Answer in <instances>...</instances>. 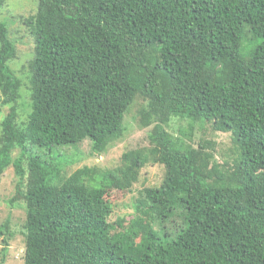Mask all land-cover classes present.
Wrapping results in <instances>:
<instances>
[{
  "label": "trees",
  "instance_id": "trees-1",
  "mask_svg": "<svg viewBox=\"0 0 264 264\" xmlns=\"http://www.w3.org/2000/svg\"><path fill=\"white\" fill-rule=\"evenodd\" d=\"M21 18L33 50L17 70L0 16V177L12 167L8 202L25 208L22 264H264V0H37ZM138 98L147 143L67 173L61 147L88 139L105 154ZM206 124L230 134L235 171L217 166L215 141L192 143ZM155 164L159 184L126 225L110 222L106 192ZM14 233L7 217L0 264Z\"/></svg>",
  "mask_w": 264,
  "mask_h": 264
},
{
  "label": "rangeland",
  "instance_id": "rangeland-1",
  "mask_svg": "<svg viewBox=\"0 0 264 264\" xmlns=\"http://www.w3.org/2000/svg\"><path fill=\"white\" fill-rule=\"evenodd\" d=\"M37 0H11L7 3L6 7H3L0 11V16L7 15L10 21V28L12 38L15 41L16 56L12 63V68L20 70L27 67V61L31 57L33 50V37L29 28L24 23L21 15L30 14L34 11ZM15 2L18 5H14ZM8 12V14H7ZM17 23V24H16ZM17 76L21 80V97L19 101L27 102V90L28 80L24 71H16ZM18 101V102H19ZM143 101L138 98L134 102L131 110L126 113L124 118L125 132L122 137L117 141L109 144L108 151L103 155H96L90 149V142L85 139L77 145L61 147V151L69 159H72L71 163H64V170L67 173H71L77 167L83 165L88 166H106L114 165L118 163L119 157L125 149H129L132 146L144 145L147 143V131L150 127L141 126L139 122V115L137 110L141 107ZM26 107L23 103L19 102L18 111L23 115L26 111ZM8 106L3 107L4 113L7 111ZM187 122L185 120H178L174 118L171 122V128L169 129L173 134H179L178 129L185 127ZM201 138L207 140H213L216 143V148L213 151L215 159L219 168H227L229 172L235 171L234 162L232 160L231 153L227 148L231 144V136L227 132L212 131L208 124H206V130H199L196 126L191 136V141L194 145H197ZM209 151L211 149L207 147ZM19 152L18 149L14 151V154ZM15 157V156H14ZM213 164V163H212ZM212 164H210L209 169ZM217 171V167H216ZM163 174V168L159 165H148L141 170V178L133 185L132 190H110L106 192V198L112 205V210L109 213L110 222L122 220V223L126 225L128 220L134 216L135 207L134 199L137 197L139 190L145 186L158 185ZM146 180V181H144ZM144 181V182H143ZM16 189V176L12 167L5 170L0 177V223L4 222L7 217L11 221V229L15 232L14 236L10 240V247L8 249L6 261L4 264H22L23 250H24V235L23 224L25 221V208L22 200L15 201V204H10L9 198L15 194ZM2 247V240L0 237V249Z\"/></svg>",
  "mask_w": 264,
  "mask_h": 264
}]
</instances>
